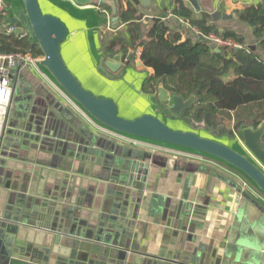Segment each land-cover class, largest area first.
Returning <instances> with one entry per match:
<instances>
[{
    "label": "crops",
    "instance_id": "0c3cea01",
    "mask_svg": "<svg viewBox=\"0 0 264 264\" xmlns=\"http://www.w3.org/2000/svg\"><path fill=\"white\" fill-rule=\"evenodd\" d=\"M41 1L47 14L61 18L69 28L62 50L69 69L85 88L114 100L121 116L128 119L172 105L158 99L162 83L155 90L146 89L154 71L141 61V48L132 51L129 64L120 48L114 52L106 49L107 38L127 33L121 15L128 8L141 18L143 30L159 19L180 42L202 39L212 43L175 14L184 5L194 20L209 15L210 24L221 33L233 30L247 47L257 45L253 29L240 21L237 13L259 0H199L200 12L187 0H147L146 5L123 0L116 14L107 5L108 13L91 5L87 11L74 8L68 12L52 7L48 0ZM13 5L21 6L22 0H7L8 11ZM215 13L220 17L213 18ZM7 16L8 12L2 23ZM110 54L123 55L122 68L116 74L123 72L122 78L110 80L100 73V59L109 61ZM27 57L34 63L22 62L15 70L17 109L12 107L10 117L7 113L0 119V135L9 129L8 122H21L18 113L28 115L32 126H41L42 133L35 140L24 139L22 132L20 137L9 136L10 141L0 150V215L26 209L44 222L83 233L110 235L123 230V239L129 240L128 264H145L152 261L149 257L168 261L185 253L193 259L196 254L203 256L204 264H238L255 253L252 229L260 212L246 198L251 194L237 176L209 159L152 154L100 131L38 69L35 62L43 55ZM28 96L33 98L31 104L26 101ZM13 112L17 116L12 117ZM184 114L181 118L189 121ZM132 199L140 201L132 203ZM124 205L127 212L131 208V213H136V219L124 213L120 222L113 214ZM185 212L190 213L183 215ZM4 246L0 238V252L6 254L0 255L2 264H56L53 255L28 249L10 252ZM259 253L264 264V248H259Z\"/></svg>",
    "mask_w": 264,
    "mask_h": 264
},
{
    "label": "water",
    "instance_id": "95a60500",
    "mask_svg": "<svg viewBox=\"0 0 264 264\" xmlns=\"http://www.w3.org/2000/svg\"><path fill=\"white\" fill-rule=\"evenodd\" d=\"M124 1L48 0L52 7H62L68 12L74 8L79 11H87L91 9L88 8L90 5L96 9L97 5L105 4L113 10L114 14L117 13V8L122 7ZM187 1L196 11H201L199 0ZM131 2L137 5H146L148 1L131 0ZM219 17V13L213 14V18ZM12 26L16 28L15 35L17 37L26 34L30 38V42L42 51L43 58L35 62L38 69L97 128L132 141L201 159H209L223 165L229 172L237 176L252 195L247 194L246 198L253 202L260 212V217L252 229L255 236L252 248L256 251L253 255L242 258L238 264H261L263 255L259 253V248H264L263 124L257 129L244 125L242 127L243 144L235 138L219 137L216 132H212L214 136L207 134V131L204 130L205 123L197 125L193 122L192 116L189 117V121L193 129L190 127H187L188 130L176 129L175 125L186 128V125L181 123L183 122L181 117L184 113L194 110L197 99L193 95L186 100L182 96L171 93L164 86L159 87L158 99L161 103L171 102L170 107L134 119L125 118L121 116L119 107L114 100L99 96L85 88L69 69L62 55L63 46L70 36L69 28L61 18L47 14L41 0H22L21 6L13 5L2 23V28L7 29ZM108 58L109 61L100 59L98 67L100 73L110 80L122 78L123 72L118 76L116 74L122 68L123 55L110 54ZM25 93L26 95L30 94L27 91ZM18 94L19 91H14L8 118L12 107L17 109V101L14 100V97ZM32 99L31 96H28L27 103L31 104ZM18 109H21V105L18 106ZM16 114L13 112L12 117L17 116ZM18 117L22 118L21 122H8L9 129L4 130L0 135V150L5 141H10L9 136L18 135L19 132H22V137L27 140L38 139V136L41 135V126L33 127L28 115L21 117V114L18 113ZM7 133L8 135H6ZM18 136L20 137V135ZM154 162V164L157 163L155 160ZM139 201L132 199V203H139ZM125 206L119 207V210L113 214L120 218V222L123 221L124 213L129 218L136 219V213L133 211L131 213V208L127 212L128 207ZM189 213L185 212L183 215L188 216ZM122 233L125 234L120 229L114 234L106 235L83 233L81 229L62 228L55 222H44L35 213L26 209L22 211L20 209L11 214L4 212L0 215V238L10 252L28 249L31 252L44 253L47 257L53 255L56 257V264H128L129 240L125 241ZM185 249L187 252L189 246H186ZM0 255L3 254L0 252ZM5 255L4 253L3 256L5 257ZM4 257L0 256V264ZM194 257L193 259L189 253L168 261L149 257L152 261L148 259L145 264H204L203 256L196 254Z\"/></svg>",
    "mask_w": 264,
    "mask_h": 264
},
{
    "label": "trees",
    "instance_id": "16d2710c",
    "mask_svg": "<svg viewBox=\"0 0 264 264\" xmlns=\"http://www.w3.org/2000/svg\"><path fill=\"white\" fill-rule=\"evenodd\" d=\"M175 14L188 20L204 37L215 35L242 48L219 47L202 39L180 42L159 19L143 30L141 18L128 8L121 15V20L127 24V33L107 38V51L120 48L129 64L132 51L141 48V61L154 71L146 89L155 90L162 83L171 93L185 99L196 96L194 110L184 117L192 116L197 122H205L208 128L217 129L215 121L219 115L230 118L237 113L233 128L227 132L230 138H242L244 125L255 129L261 124L264 126V0L237 13L240 21L253 29L257 39L255 47H247L244 38L233 30L221 33L216 25L210 24L209 15L194 20L192 12L184 5ZM0 46L1 52L6 54L33 58L43 55L28 37L15 34H0Z\"/></svg>",
    "mask_w": 264,
    "mask_h": 264
},
{
    "label": "built area",
    "instance_id": "2783aa9c",
    "mask_svg": "<svg viewBox=\"0 0 264 264\" xmlns=\"http://www.w3.org/2000/svg\"><path fill=\"white\" fill-rule=\"evenodd\" d=\"M7 12H8V6H7L6 1L0 0V34L12 35V34H15V30H16L15 27L12 26V27H8L7 29L2 28V20L7 15ZM209 38L212 43H215L219 47H231L234 49L242 48L240 44H237L231 40H224L214 35L210 36ZM22 62L24 63L29 62L33 64L34 60L23 54H6V53L1 52L0 50V119L6 117L8 110L11 107L13 94H14L13 82L16 79L15 70L18 68V66ZM98 129L100 131L106 132L100 128ZM106 133H109V132H106ZM111 135L131 145L142 147L143 149L148 150L152 154L159 153V154L171 155L174 157H186V158H195V159L198 158V157H194L191 155L179 153L176 151L160 148L157 146H152V145H147V144L140 143L137 141H132V140L120 137L115 134H111ZM198 159H201V158H198Z\"/></svg>",
    "mask_w": 264,
    "mask_h": 264
},
{
    "label": "rangeland",
    "instance_id": "374dc122",
    "mask_svg": "<svg viewBox=\"0 0 264 264\" xmlns=\"http://www.w3.org/2000/svg\"><path fill=\"white\" fill-rule=\"evenodd\" d=\"M6 3H7V0H6ZM236 114L237 113L232 114V116L230 118H228L227 115H219L215 121V123L217 124V129L216 128H208L207 124L205 123L206 128L204 130H206L207 131L206 133L209 135H213L212 132H216L217 134H219V137H229L227 132H229V130H231L233 128V126L235 124V120H236L235 118L237 117ZM187 117H190V116H187ZM193 122L196 123L197 125L202 124L201 121L197 122L194 120V118H193ZM181 123L185 124L186 128L190 127L193 129L190 121L183 120V122H181ZM171 126H172V124H171ZM179 127H180L179 125H175L176 129H180ZM173 128H174V126H173ZM234 138L236 140H238L241 144H243V139L240 136H236ZM236 147H238V146H236Z\"/></svg>",
    "mask_w": 264,
    "mask_h": 264
},
{
    "label": "flooded vegetation",
    "instance_id": "af4514ba",
    "mask_svg": "<svg viewBox=\"0 0 264 264\" xmlns=\"http://www.w3.org/2000/svg\"><path fill=\"white\" fill-rule=\"evenodd\" d=\"M105 4H100V5H97V9L102 12V13H108L107 9L105 8ZM117 11H118V8H117Z\"/></svg>",
    "mask_w": 264,
    "mask_h": 264
}]
</instances>
